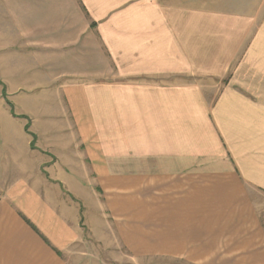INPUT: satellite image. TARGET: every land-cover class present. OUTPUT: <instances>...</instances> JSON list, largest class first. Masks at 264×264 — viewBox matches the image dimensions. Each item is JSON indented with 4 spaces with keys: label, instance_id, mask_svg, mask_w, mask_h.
Masks as SVG:
<instances>
[{
    "label": "crops",
    "instance_id": "0c3cea01",
    "mask_svg": "<svg viewBox=\"0 0 264 264\" xmlns=\"http://www.w3.org/2000/svg\"><path fill=\"white\" fill-rule=\"evenodd\" d=\"M0 73V264H71L90 192L133 259L264 264V0H0Z\"/></svg>",
    "mask_w": 264,
    "mask_h": 264
},
{
    "label": "rangeland",
    "instance_id": "374dc122",
    "mask_svg": "<svg viewBox=\"0 0 264 264\" xmlns=\"http://www.w3.org/2000/svg\"><path fill=\"white\" fill-rule=\"evenodd\" d=\"M7 72L10 74V71ZM41 90L42 88H37L36 95L42 94ZM15 95L11 93V86L2 84L0 79V104L4 109H10L5 100L12 102L11 99ZM55 106L58 109L56 104ZM36 109H43V103L37 102ZM53 112H58V110ZM66 186L70 190V184H66ZM79 195L82 196L83 194ZM254 201L264 228V198L256 197ZM79 204L82 208L85 226V241L81 246L73 247L67 254L71 264H186L179 260L167 258H131L117 242H111L109 232L106 229L108 220L102 209L101 198H98L96 193L90 192L87 197L80 200Z\"/></svg>",
    "mask_w": 264,
    "mask_h": 264
},
{
    "label": "trees",
    "instance_id": "16d2710c",
    "mask_svg": "<svg viewBox=\"0 0 264 264\" xmlns=\"http://www.w3.org/2000/svg\"><path fill=\"white\" fill-rule=\"evenodd\" d=\"M8 106H9V108H10V109H11V111H12V108H11L10 104H8Z\"/></svg>",
    "mask_w": 264,
    "mask_h": 264
}]
</instances>
